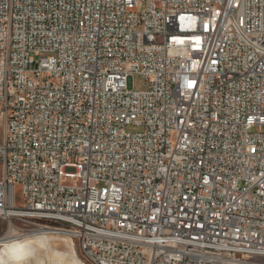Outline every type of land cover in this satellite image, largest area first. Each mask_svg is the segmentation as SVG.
Segmentation results:
<instances>
[{
    "label": "built area",
    "instance_id": "obj_1",
    "mask_svg": "<svg viewBox=\"0 0 264 264\" xmlns=\"http://www.w3.org/2000/svg\"><path fill=\"white\" fill-rule=\"evenodd\" d=\"M0 128L17 236H70L84 264H264V0H0Z\"/></svg>",
    "mask_w": 264,
    "mask_h": 264
},
{
    "label": "bare ground",
    "instance_id": "obj_2",
    "mask_svg": "<svg viewBox=\"0 0 264 264\" xmlns=\"http://www.w3.org/2000/svg\"><path fill=\"white\" fill-rule=\"evenodd\" d=\"M35 236L39 238H33ZM12 244L15 246L9 251ZM0 264L84 263L78 257L70 236H58L47 229L17 236L16 228L12 226L0 237Z\"/></svg>",
    "mask_w": 264,
    "mask_h": 264
},
{
    "label": "rangeland",
    "instance_id": "obj_3",
    "mask_svg": "<svg viewBox=\"0 0 264 264\" xmlns=\"http://www.w3.org/2000/svg\"><path fill=\"white\" fill-rule=\"evenodd\" d=\"M127 85L129 89H145L148 86L147 82L139 74L130 75L127 79ZM138 129L139 128L134 125H130L127 127L128 131H137ZM262 130L263 127L260 125H257L254 128V131H262ZM1 137H2V130L0 128V140ZM1 173H2V163L0 161V175ZM15 195H16V203L19 205L22 198L21 190L19 187H17V190L15 191ZM15 224H18V222L15 221ZM6 231H7V223L4 220L0 219V237L3 236V234L6 233ZM53 234L66 237V235L62 233H53ZM33 238H39V237L35 236ZM15 244L10 245L9 246L10 248L8 247V250L10 251L15 246ZM74 248L78 257L80 258V251L76 241H74Z\"/></svg>",
    "mask_w": 264,
    "mask_h": 264
}]
</instances>
